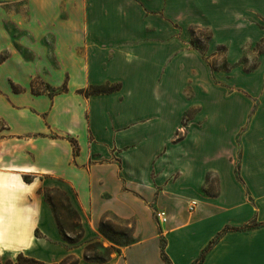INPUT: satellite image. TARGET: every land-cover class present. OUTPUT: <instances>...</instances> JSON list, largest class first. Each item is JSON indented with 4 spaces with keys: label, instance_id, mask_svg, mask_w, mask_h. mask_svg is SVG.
<instances>
[{
    "label": "crops",
    "instance_id": "obj_1",
    "mask_svg": "<svg viewBox=\"0 0 264 264\" xmlns=\"http://www.w3.org/2000/svg\"><path fill=\"white\" fill-rule=\"evenodd\" d=\"M186 3L199 18L173 14ZM231 6L264 16V0H0L2 259L21 253L44 263L74 256L76 264H167L163 239L170 264H264V90L249 117L240 98L241 109L230 112L203 102L171 142L183 108L165 140L151 152L140 149L156 141L149 127L164 113L136 111L174 91L181 64L190 63L181 36L148 17L162 12L201 24L210 14V28L224 33L225 21L213 15ZM135 10L148 15L135 18ZM135 26L156 33L137 34ZM37 76L45 88L35 89ZM90 86L113 88L81 93ZM45 190L62 192L78 214L79 243L63 241ZM153 208L165 211V223L155 221ZM108 215L126 223L131 242L105 260L83 258L84 247L101 240Z\"/></svg>",
    "mask_w": 264,
    "mask_h": 264
},
{
    "label": "rangeland",
    "instance_id": "obj_2",
    "mask_svg": "<svg viewBox=\"0 0 264 264\" xmlns=\"http://www.w3.org/2000/svg\"><path fill=\"white\" fill-rule=\"evenodd\" d=\"M237 9L235 6H231V8H227L224 14L213 15L215 21L222 19L225 21L226 29L224 33L210 28L209 23L212 19L210 14L203 15L205 21H200L203 22L201 24L195 21H181L190 18L197 19L200 16L195 8L187 3L176 5L173 9V14L181 20L173 19L162 12L160 14L154 12L153 15L148 17L149 20L156 19L163 26L166 25L171 28L173 30L171 37L174 35L181 36L183 43L181 42L179 46L183 53L189 55L190 63L181 64L178 74L181 82L178 80V85L176 84L174 87L175 92L173 87H170V89L172 88L171 92L164 96L161 93L153 96L149 102H145L142 111H136V113L140 112L142 115L157 114V112L164 113L162 120L157 118L154 120V124L149 127L151 134L157 135L156 141L150 140L148 144L141 145V151L151 152L160 141L166 139L167 130L174 124L179 111L183 108L186 109L183 110L182 120L171 142L184 136L189 127V120L195 117L199 107L205 101L209 100V103L214 106L216 103H224L223 107L230 112L241 109L237 102L240 98L249 107V110H247L248 117L254 112L257 102L262 100L261 95L264 90V16L254 12L248 6L243 9L244 12H237ZM134 12L135 18L140 15L142 17L148 15L145 11L135 10ZM220 26L219 23L218 27ZM135 27L138 28L139 26ZM138 31L137 34L141 33L145 36L156 33V30H145L144 28L143 30L138 28ZM167 32L160 31L159 33L165 35ZM173 48V45L168 47L166 53L169 50L171 53ZM25 54L29 59L33 56L29 52ZM200 57L205 60V63L201 62V65H199L200 61H194L195 58L199 60ZM52 62L54 67L58 68L59 63L56 60ZM260 71H263L261 78L258 76ZM65 80L66 76L64 75L62 82L64 83ZM42 81L40 76L34 79L35 89L45 88V82ZM63 83L54 87V91L61 90ZM179 84H181V89ZM155 88L156 90L160 89L159 87ZM228 97L230 101H221ZM162 104H167V106L163 109ZM149 129H147V132L144 129L139 134L148 133ZM133 133L135 137L137 132L134 130ZM237 136H235V139H238ZM45 191V195L55 199V202L60 206L58 210L60 222L62 227L67 230V235L75 237L76 233H79V228L76 226L77 219L71 212L66 210L64 206L66 202L63 196L55 190ZM158 209L160 208L152 209L154 216ZM155 221L160 225L156 216ZM103 224L105 235L102 234L101 240L89 243L84 247L83 258L86 254L89 258L107 259L115 252V247L120 248V246L131 242L129 228L125 222L108 215ZM6 260L0 257V263Z\"/></svg>",
    "mask_w": 264,
    "mask_h": 264
},
{
    "label": "trees",
    "instance_id": "obj_3",
    "mask_svg": "<svg viewBox=\"0 0 264 264\" xmlns=\"http://www.w3.org/2000/svg\"><path fill=\"white\" fill-rule=\"evenodd\" d=\"M2 59V56H0V60ZM113 87H103V86H90L89 88L85 89V90H81V93L85 94V95H90V94H96V93H102V92H108V91H111ZM74 147H75V143H73ZM76 150V149H75ZM23 179L24 181H27L29 182L31 180V177H29L28 175H24L23 176ZM58 191V190H56ZM59 192V191H58ZM64 200H65V208L68 212H71L73 214V216L77 219V223H76V226L79 228V233H76L75 237H69L67 235V230L65 228L62 227L61 225V222H60V216H59V207L58 204L55 202V199L49 197L48 195H46V199L47 201L49 202L51 208H52V211H53V214L55 216V219H56V222H57V225L59 227V230L61 232V235H62V239L65 243L67 244H76V243H79L80 239H81V235H82V228H81V225L79 224V217H78V214L76 213V211L70 206L67 198L64 196V194L62 192H59ZM105 220H101L100 223H99V231L101 234H104V223ZM226 229H236V227H230V226H227L225 228ZM72 231V230H71ZM37 232V231H35ZM73 232V231H72ZM38 233V232H37ZM131 238V237H130ZM132 240V239H131ZM215 240H211L209 242V244L205 247V249L203 250V253L210 247V245L214 242ZM160 247H161V257L162 259L167 263V264H170L169 262V259L167 257V255L165 254L164 252V240L161 239V243H160ZM114 251L115 252H119V248H114ZM203 253L201 255V257L199 258V260L202 258L203 256ZM85 259L87 260H91V261H102V260H105V259H100L99 257L98 258H89V256H87L86 254L84 255ZM73 259V260H71ZM77 263V259L76 258H73L71 256H67L65 257L64 259H62L61 261L59 262H56V263H44L42 261H39V260H36L34 258H31V257H27L21 253H18L15 257L14 260H6L4 261L3 263H0V264H76Z\"/></svg>",
    "mask_w": 264,
    "mask_h": 264
},
{
    "label": "built area",
    "instance_id": "obj_4",
    "mask_svg": "<svg viewBox=\"0 0 264 264\" xmlns=\"http://www.w3.org/2000/svg\"><path fill=\"white\" fill-rule=\"evenodd\" d=\"M196 205V201L195 200H191L189 202V209H193ZM155 216L156 218L158 219V221L160 223H165L167 221V215L165 213V211L163 209H158L156 212H155Z\"/></svg>",
    "mask_w": 264,
    "mask_h": 264
}]
</instances>
